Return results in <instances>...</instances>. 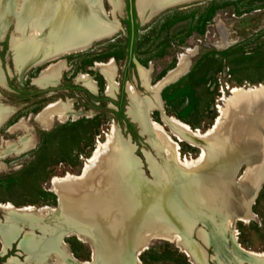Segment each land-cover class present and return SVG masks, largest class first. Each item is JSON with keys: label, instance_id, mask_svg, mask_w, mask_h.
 Instances as JSON below:
<instances>
[{"label": "rangeland", "instance_id": "obj_1", "mask_svg": "<svg viewBox=\"0 0 264 264\" xmlns=\"http://www.w3.org/2000/svg\"><path fill=\"white\" fill-rule=\"evenodd\" d=\"M22 1L14 0L17 11ZM120 2V10L113 12L109 1L101 0L105 19L115 27L111 36L95 41L83 51L47 58L24 71L14 60L16 46L12 40L21 36L15 30L16 19L12 18L1 31L0 109L7 115L0 124V205L56 209L59 189L67 182L91 185L102 178L113 164L117 147L130 156L131 164H125L130 177L154 185L155 170L163 166L162 162L173 164L165 160V149L158 150L149 143L148 135L140 128L141 134L138 123L126 114L130 107L126 87L130 84L138 97L149 100L152 91L143 85L139 68L148 73V87L159 84L179 68L181 74L160 86L161 107L151 108L149 118L169 137V155L188 164L187 171L202 169L208 178L214 174L216 179L213 186L207 187L191 178L194 183L191 181L190 200H186L189 193L185 175L181 177L183 184L177 171L172 170L174 196L191 215L186 217L188 229L174 228L172 232L186 238L191 232L187 241L203 251L202 264H213L212 260L218 264H241V257L231 249L232 237L237 243L232 241L234 247L264 258V101L249 112V100L237 111L233 96V91L240 88H255L260 97L264 96V0H196L147 18L135 12L132 51L126 0ZM56 66L57 71L50 73ZM101 66L114 70L113 81L117 85L111 92L107 91L108 81ZM48 74L59 76H52L53 82L48 78V83L40 84L41 76L47 78ZM82 77L88 78L94 89L88 88ZM177 82H181L184 96L165 99L164 93L168 97L171 91L164 90ZM55 104H67L73 114L65 118L53 116L50 125L45 126L37 115ZM163 115L202 135L210 132L202 141L205 151L200 150L201 143L189 136L179 140ZM23 138L31 139L30 148L2 153L8 143L17 144ZM224 145L230 155L223 154ZM118 167L123 168L121 160ZM229 203L235 207L225 209L229 215L223 220L218 215ZM242 206H248L249 213H234L232 222L230 214ZM205 213L211 220L208 232L193 220ZM6 221L7 215L0 210V225ZM28 230L23 228L21 235L18 230L10 244L16 241L7 248L0 236V264H12V259L19 264H37L19 248ZM32 232L36 234V230ZM200 232L208 242L198 236ZM65 234L60 239L61 247L71 259L95 262L90 242L76 238L73 232ZM44 235L41 231L40 236ZM212 237L218 241L215 253L209 245ZM146 246L138 256L141 264H196L181 251L175 239L154 236L146 240L143 248ZM44 264H58L56 254L50 251Z\"/></svg>", "mask_w": 264, "mask_h": 264}, {"label": "bare ground", "instance_id": "obj_2", "mask_svg": "<svg viewBox=\"0 0 264 264\" xmlns=\"http://www.w3.org/2000/svg\"><path fill=\"white\" fill-rule=\"evenodd\" d=\"M108 1L113 12L120 10V0ZM179 1L182 0H136V9L142 18H147ZM12 18L16 19L15 30L20 32L21 35L12 40L14 46H16L14 60L18 68L24 67L22 71L32 65L34 66L35 63L40 64L47 58H56L59 55L83 51L95 41L109 36L115 30L112 22L107 21L104 17L101 0H23L18 11L14 8V0H0V33ZM34 36H37V38H34ZM57 67L55 69L53 67L50 73L56 72ZM101 70L108 81L107 91L111 92L117 85L113 81L114 70L109 66H101ZM179 74H181V71L176 68L162 81L160 80L159 84L148 87V73L139 68L143 85L147 89L151 88L152 91L149 100L138 97L130 84H127L126 87L130 97L129 116L148 135L149 142L151 141L158 150L164 151L165 149L166 155H164L167 157L165 160L168 159L173 164L170 166V163L164 161L161 168L157 166L158 169L155 170L157 177L154 185L146 184L139 179H133V176L130 177L125 167V164L130 163V156L126 155L120 147H117L114 149L115 155H112L113 164L102 178L93 181L91 185H86L83 182H67L61 188L58 187L60 188L58 210L54 208L36 210L30 206L14 208L13 205H0V210L7 215V221L0 225V236L4 248L10 245L22 226H27L29 230L24 232L25 236L19 246L30 254L37 264H44L45 257L50 251L56 254L58 264H76L61 247L60 237L67 232H73L78 239L90 242L95 259L92 264H141L140 261L136 260L137 253L145 246L146 240L157 236L169 239V241L175 239L181 251L189 259L196 264H202L204 253L198 245H191L183 234L174 235L171 233L174 228L188 229L189 223L186 217H191L188 210L184 209V206L182 207L174 196L175 186L171 172L172 170L177 171L180 181L181 177L185 175L184 180H186L189 193L185 197L186 200H190L191 178L199 180L205 186L210 187L214 185L216 177L212 174L208 178L202 169H195L199 171L197 174L193 170L196 176L193 175V171H187L189 169L188 164H182V161L179 162L180 160L173 157V154L169 155L167 153L171 144H169V137L149 118L151 108L161 107V99L158 94L160 86ZM52 76L56 78L59 75L55 74L54 76L53 74ZM52 76L49 75L47 78L41 76L38 81L40 84H46L50 81L48 78H51L53 82ZM80 79L88 88L94 89V85L88 78L82 77ZM255 91V88L249 90L240 88L233 91V96L237 102V111L249 100V112L264 101V96L260 97V91H256V93ZM71 114H73V111L67 104H55L48 106L39 113L37 120L45 126H49L53 116L65 118ZM6 115L7 111L0 109V124L4 121ZM163 119L176 133L175 136L179 140L189 136L195 140L204 141L207 139L206 136L211 134L208 132V134L202 135L199 132L191 131L188 128L189 126L187 127L175 118L163 115ZM258 128L262 133L261 128L259 126ZM31 145V139L23 138L17 144L8 143L4 153L11 151L17 153L30 148ZM107 147L110 148L109 145ZM199 148L201 151H205L202 144H199ZM218 148L221 149L220 145ZM262 152L264 153V150ZM223 154L230 155L225 145ZM119 160L123 163V168L118 167ZM219 165L222 166V163ZM180 171H182L181 174ZM187 173H191V175ZM226 175L229 176L230 173L227 172ZM181 183L183 182L181 181ZM193 220L195 219L193 218ZM34 229L41 230L45 235L35 236L32 232ZM215 230L218 231L217 228ZM46 234L48 235L46 236ZM198 236L203 241L208 242L204 233L200 232ZM216 241L212 237L214 244ZM232 241L235 245L237 244L234 237H232ZM131 251L134 252L132 258L128 254ZM246 254L263 261L264 264L262 255L247 251ZM10 262L19 264L15 259Z\"/></svg>", "mask_w": 264, "mask_h": 264}, {"label": "water", "instance_id": "obj_3", "mask_svg": "<svg viewBox=\"0 0 264 264\" xmlns=\"http://www.w3.org/2000/svg\"><path fill=\"white\" fill-rule=\"evenodd\" d=\"M192 1H196V0H182V1H179V2H177L176 4H174V5H172V6H177V5H183V4H186V3H189V2H192ZM128 3H129V5H130V7L131 8H133L134 10H135V12H137L136 11V4H135V0H128ZM172 6H168V7H166V8H169V7H172ZM165 8V9H166ZM162 10H164V9H162ZM158 12V11H157ZM156 12V13H157ZM112 35V33L109 35V36H111ZM109 36H106V37H109ZM106 37H104V38H106ZM103 39V38H102ZM100 40V39H99ZM130 51H132V45H131V43H130ZM132 60H133V62H134V64L135 65H138V63L136 62V60H135V58L134 57H132ZM36 64V63H35ZM34 64V65H35ZM33 66V65H32ZM32 66H30V67H32ZM30 67H28V68H30ZM28 68H26V69H28ZM25 69V70H26ZM24 71V70H23ZM188 71V70H187ZM186 71V72H187ZM183 75V74H182ZM181 75V76H182ZM176 80V79H175ZM175 80H173V81H175ZM218 112V111H217ZM127 115H128V113H126ZM130 117V116H129ZM131 118V117H130ZM132 119V118H131ZM134 121V120H133ZM136 122V121H135ZM136 124H137V122H136ZM137 126H138V129H139V131H140V133L141 134H143L142 132H141V130H140V127H139V125L137 124ZM195 131L197 130V129H194ZM193 131V130H192ZM199 130H197V132H198ZM145 135V134H144ZM148 139V138H147ZM149 142V141H148ZM196 142H198V143H201V144H203V142L202 141H200V140H197L196 139ZM150 143V142H149ZM151 145V144H150ZM152 146V145H151ZM153 148V147H152ZM154 149V148H153ZM155 151V150H154ZM2 153H4V151L2 152ZM156 153V152H155ZM157 155V154H156ZM159 158H160V160H161V156H159ZM181 172L182 171H180V174H181ZM187 174H190L191 175V173H187ZM190 175H188V176H190ZM191 178V177H190ZM192 180V179H191ZM193 183H194V181L192 180V185H193ZM184 184V183H183ZM228 207H235V205H232V204H227V205H225L224 207H222L223 208V211H221L222 213H221V215L219 214H216V215H218V217L219 218H221V219H223L224 220V217H226L227 215H229V214H226L225 213V209H227ZM58 208H59V202H58V200H57V210H58ZM249 207L248 206H242L240 209H237V210H233V213L232 214H230V218L232 219V222H233V216H234V213H235V215H238L237 213H239V215L240 216H245L247 213H249ZM202 217H199V218H195V225H197V224H200V225H202V227H205V231L206 232H208V231H210V218H209V216L205 213V214H203V215H201ZM240 216H236V219L237 220H241V219H239V217ZM173 225V224H172ZM68 233V232H67ZM173 233V232H172ZM69 234H71V233H69ZM66 234H62V237H61V240H62V238L65 236ZM77 238V237H76ZM187 239H191V232L189 233V235L187 236ZM229 241L231 242V249H232V251H233V253H235L236 255H239L240 257H241V259H242V262H241V264L244 262V263H246V264H263L262 262L263 261H261V260H258V259H256V258H254V257H251V256H249V255H247L243 250V248H236V247H234V245L232 244V241H231V239H229ZM209 245H211L212 247H213V252L215 253V244L212 242V240L209 242ZM147 248V246L145 247V248H142L138 253H137V255H136V260H138V261H140L139 260V258H138V256L145 250ZM243 249V250H242ZM129 254V257L130 258H132L133 257V255H134V252H130V253H128ZM91 260H93V257H91ZM73 261H75L74 259H73ZM76 262V261H75ZM212 262H213V264H218V262H217V260L215 261V260H212ZM84 262H76V264H83ZM90 263V262H89ZM232 264H235V262L233 261L232 262Z\"/></svg>", "mask_w": 264, "mask_h": 264}, {"label": "trees", "instance_id": "obj_4", "mask_svg": "<svg viewBox=\"0 0 264 264\" xmlns=\"http://www.w3.org/2000/svg\"><path fill=\"white\" fill-rule=\"evenodd\" d=\"M132 21L135 19V12L132 11V17H131ZM128 23H130V21H128ZM131 34V45H134V41H135V36H136V23H132V29L130 28V32ZM133 50V49H132ZM181 82H177L175 84H172L171 86H168L164 92H169L171 91V95L170 96H166V94L164 93V98L168 99V100H173L176 99L178 97H183L184 96V92L182 90V88L180 87ZM119 112H121V105L119 104Z\"/></svg>", "mask_w": 264, "mask_h": 264}, {"label": "flooded vegetation", "instance_id": "obj_5", "mask_svg": "<svg viewBox=\"0 0 264 264\" xmlns=\"http://www.w3.org/2000/svg\"><path fill=\"white\" fill-rule=\"evenodd\" d=\"M125 11L127 13V20L130 21V23H128L129 27L132 29V23H136L135 22V19L132 21L131 17H132V11L135 12V10L133 8L130 7L129 3H128V0H126V4H125ZM129 28V29H130Z\"/></svg>", "mask_w": 264, "mask_h": 264}, {"label": "crops", "instance_id": "obj_6", "mask_svg": "<svg viewBox=\"0 0 264 264\" xmlns=\"http://www.w3.org/2000/svg\"><path fill=\"white\" fill-rule=\"evenodd\" d=\"M23 228H28V227H27V226H22L21 229H20V231H19V233H18V235L23 234V233H22ZM28 229H29V228H28ZM35 230H36V234H35V233H33V234H34L35 236H37V237L40 236L41 231H40L39 229H34L33 231H35ZM26 232H27V231H26ZM38 233H39V234H38ZM18 235H17V237H18ZM23 236H24V235H23ZM17 237H16V238H17ZM15 241H16V239H15L13 242H15ZM20 241H21V240H20ZM13 242H12V243H13ZM12 243H11L10 245H12ZM19 243H20V242H19ZM19 248H20V247H19ZM20 249H21V248H20ZM21 250H22V249H21ZM30 262H34V261H30ZM84 263H85V262H84ZM84 263H83V264H84ZM86 264H92V263L86 262Z\"/></svg>", "mask_w": 264, "mask_h": 264}]
</instances>
